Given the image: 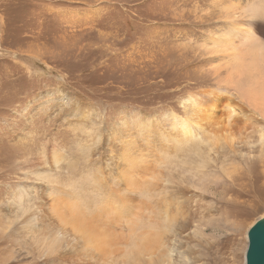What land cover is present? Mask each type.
<instances>
[{
  "label": "bare ground",
  "instance_id": "bare-ground-1",
  "mask_svg": "<svg viewBox=\"0 0 264 264\" xmlns=\"http://www.w3.org/2000/svg\"><path fill=\"white\" fill-rule=\"evenodd\" d=\"M261 64L254 59L245 74L257 80L233 89L251 113L229 100L221 120L219 100L230 93L221 86L190 93L182 103L186 116L126 114L107 129L104 115L69 91L34 105L47 123L53 118L64 124L70 140L38 143L33 132L16 134L14 144L31 150L13 162L23 180L4 203L11 218L1 219V233L10 231L38 264H205L197 257L208 242L201 226L230 224L235 206L246 204L240 199L251 196L245 185L252 184L255 195L263 190ZM256 147L263 159L255 167L258 174L228 165L248 159ZM12 159L0 161L9 165ZM221 182L226 194L216 203L210 189ZM206 204L216 209L222 204L225 215L206 219Z\"/></svg>",
  "mask_w": 264,
  "mask_h": 264
},
{
  "label": "rangeland",
  "instance_id": "rangeland-1",
  "mask_svg": "<svg viewBox=\"0 0 264 264\" xmlns=\"http://www.w3.org/2000/svg\"><path fill=\"white\" fill-rule=\"evenodd\" d=\"M253 58L264 65V0H0V160L13 156L9 165L0 161V222L23 180L13 162L31 150L14 144L16 134L33 132L38 143L70 140L64 124L32 110L51 95L69 91L87 100L107 129L132 114L186 116L182 103L190 93L221 86L230 90L219 100L221 120L229 102L244 108L233 89L257 80L245 78ZM242 160L228 165L250 173L261 165L260 149ZM261 186L255 195L245 185L251 196L240 199L246 204L235 206L230 224L201 226L208 239L198 249L202 262L246 264L248 232L264 216V178ZM213 188L209 198L220 203L226 186ZM206 208V219L226 213L222 204ZM8 232L0 231V264H38Z\"/></svg>",
  "mask_w": 264,
  "mask_h": 264
},
{
  "label": "water",
  "instance_id": "water-1",
  "mask_svg": "<svg viewBox=\"0 0 264 264\" xmlns=\"http://www.w3.org/2000/svg\"><path fill=\"white\" fill-rule=\"evenodd\" d=\"M246 264H264V223H256L248 232Z\"/></svg>",
  "mask_w": 264,
  "mask_h": 264
}]
</instances>
